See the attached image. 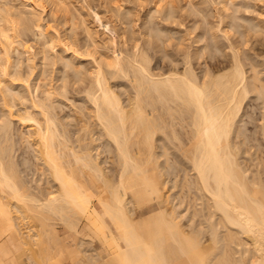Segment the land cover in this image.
<instances>
[{"label": "bare ground", "instance_id": "obj_1", "mask_svg": "<svg viewBox=\"0 0 264 264\" xmlns=\"http://www.w3.org/2000/svg\"><path fill=\"white\" fill-rule=\"evenodd\" d=\"M236 2L213 30L185 0L182 47L155 0L117 50L70 0H0V264H264V9Z\"/></svg>", "mask_w": 264, "mask_h": 264}, {"label": "rangeland", "instance_id": "obj_2", "mask_svg": "<svg viewBox=\"0 0 264 264\" xmlns=\"http://www.w3.org/2000/svg\"><path fill=\"white\" fill-rule=\"evenodd\" d=\"M70 1H71L72 5L77 8L78 12H80L82 14V16L87 20V22H89L88 25L91 26L90 28H92L95 31V33H96V35L98 37V41L100 42V44H102V45L105 44L106 46L108 45L109 47L111 45L112 47L117 48V50H119V48L121 50L124 49V44L122 45V43H121L122 37H125V38L128 39V43H127L128 46L130 45V40H129L130 36L138 37V33L142 31V22H143V19L145 17V14L148 12V10L150 8H152L154 6V2H155V0H70ZM172 1H173V4L177 8L176 9L177 11H175L176 14L174 13L175 14V15H173L174 18L173 17H172L173 19L170 18L171 20H169L168 22H166V21L162 22L163 24H161V26L163 25L162 27L166 28L167 30L168 29H170V30L174 29L176 32H178L180 34H183L185 40L183 41V46L182 47H186L188 45H191L190 43H192L193 37L195 36V34L196 35L200 34V31H202V27H203V26L201 27V25H205L206 22L209 23V25L207 24L208 26H212L213 27V30L218 28V26H217L218 25V20H219L218 19L219 18L218 15H220V14L222 15V13L220 11H217V10L214 9V8L217 9L216 0H192L195 3V5L198 6V8L200 7L199 9H201V10L203 9L204 11L203 10L202 11L206 13L205 14L206 22H202L203 21L202 19L205 16L201 19V16L199 14H197L199 16H197L196 14H195V16H193V14H190V16H188L189 14L181 13V12H183L181 10V8L184 5L185 0H172ZM236 1H237L236 3H238V5L239 4H241V5L244 4L245 5V3H246V6H248L247 4L250 1L249 6H248L250 9H252V12L250 11V14L253 13V8H255V10L264 9V0H262V1H255L254 0V2H252V0H236ZM89 6H91V7H89ZM111 6L112 7L113 6H122L124 8H129L132 12L136 13L137 15H139L140 19H138L136 24L134 25V30L136 31V33L134 35H132L130 33L131 25L129 23H124V22L120 21L115 16L114 11L111 10V8H112ZM180 10H181V12H180ZM219 12H220V14H219ZM240 12H244V9L242 11V8H240ZM244 13H241V14L244 15ZM254 13L257 14L256 11ZM250 14L248 13V15H250ZM246 15L247 14H245L244 16H246ZM252 15H255V14H252ZM42 17H43L42 20H43V25L44 26L52 25L55 28H59L61 33H63L64 27L60 23V20L59 19H54L49 11H47V13L43 14ZM157 17H159V16H157ZM157 17H156V20L160 18V17L159 18H157ZM204 21H205V19H204ZM217 35H219V34H217ZM190 36H192V39H190L188 41V38H190ZM235 37H236V35L234 37L232 36L231 40L232 41L235 40L236 39ZM20 38L29 39V41L31 40L30 43H32V31L31 30L25 31L20 36ZM78 38L81 40L83 38V34L80 33L78 35ZM219 39H222V38H219ZM223 42L225 43V41H223ZM56 44H55V46H56L55 50L59 51V49L61 48V45H59V43L57 45ZM247 46L249 48L248 44H247ZM38 48H39L38 46L34 47L35 51ZM170 48L172 49L174 47L171 46ZM174 51H176V50H174ZM250 52H251V50H250ZM39 57L40 56L38 54L34 58V62L37 63V64H39V61H38ZM258 57H259L258 60H260V56H258ZM227 59H228V57L226 59L223 58L222 62H224ZM225 62L228 64L227 61H225ZM261 62H264V57L261 58ZM226 63H224V64H226ZM25 64H24V66H25ZM151 65L153 67H155L156 71L162 70L160 68V63L156 62L155 60L152 61ZM220 65H222V64L220 63ZM38 66L39 65H37V67ZM23 68H24V70H26V67H23ZM47 71H48V75H47L48 76V82L49 83H54V81H51V79H53L54 76H56L57 71L53 67H50V69H48ZM53 85H55V84H53ZM247 109H249V107ZM63 110L66 111V112H69V108H65L64 107ZM13 127H14V131H16V134L14 133V136H15L14 138H15V140H17L16 142L18 144L16 146L18 148V146L20 144H19V141H18L19 137H17V135H18L17 133L20 134V131L21 132H23V131L25 132L26 129L23 128L22 126H20L17 123H14ZM21 127H22V129H21ZM251 127H252V125L250 124L249 128H251ZM17 131H19V132H17ZM169 184L171 185L172 183L170 182ZM167 186L168 187H166V188H167L168 191L166 190V188H165V190L167 192L164 191L166 193V195L169 192L172 193L171 190H173V189H171L172 187H170L171 190L168 189L169 188L168 184H167ZM165 193L164 194L162 193V199H166L167 197L168 198L170 197L169 196L170 193L167 196L165 195ZM94 205L98 209H100V206H99L97 201H94ZM169 205H171V204H168V206ZM171 207H172V205L169 208H171ZM148 211H149V209H147V208H143L142 210L141 209H137L136 210V215L144 214V213H147ZM58 231H59V233H62V229L61 228H59ZM80 257H83V256H80ZM41 260H43V259H40V262H42L41 264H71L69 261H67V258H65V257H59L57 259L56 258H52L51 260H48L47 263H44V261H41ZM40 262L38 261V264H40ZM29 263L30 262L27 261V260L22 262V264H29Z\"/></svg>", "mask_w": 264, "mask_h": 264}]
</instances>
